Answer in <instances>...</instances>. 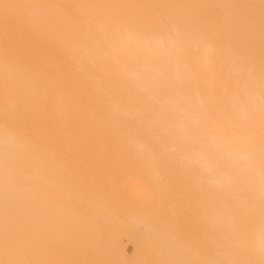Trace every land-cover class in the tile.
<instances>
[{"label":"bare ground","instance_id":"6f19581e","mask_svg":"<svg viewBox=\"0 0 264 264\" xmlns=\"http://www.w3.org/2000/svg\"><path fill=\"white\" fill-rule=\"evenodd\" d=\"M0 264H264V0H0Z\"/></svg>","mask_w":264,"mask_h":264}]
</instances>
